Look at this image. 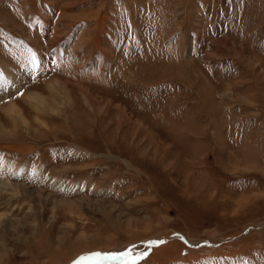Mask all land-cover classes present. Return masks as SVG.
I'll use <instances>...</instances> for the list:
<instances>
[{"label":"rangeland","instance_id":"374dc122","mask_svg":"<svg viewBox=\"0 0 264 264\" xmlns=\"http://www.w3.org/2000/svg\"><path fill=\"white\" fill-rule=\"evenodd\" d=\"M0 264H264V0H0Z\"/></svg>","mask_w":264,"mask_h":264}]
</instances>
